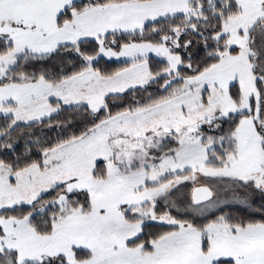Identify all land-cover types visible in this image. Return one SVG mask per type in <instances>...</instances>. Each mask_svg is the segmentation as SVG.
I'll return each mask as SVG.
<instances>
[{
    "label": "snow or ice",
    "instance_id": "snow-or-ice-1",
    "mask_svg": "<svg viewBox=\"0 0 264 264\" xmlns=\"http://www.w3.org/2000/svg\"><path fill=\"white\" fill-rule=\"evenodd\" d=\"M0 264H264V0H0Z\"/></svg>",
    "mask_w": 264,
    "mask_h": 264
}]
</instances>
